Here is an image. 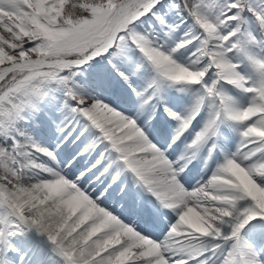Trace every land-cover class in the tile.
Segmentation results:
<instances>
[{
  "label": "snow or ice",
  "instance_id": "1",
  "mask_svg": "<svg viewBox=\"0 0 264 264\" xmlns=\"http://www.w3.org/2000/svg\"><path fill=\"white\" fill-rule=\"evenodd\" d=\"M0 264H264V0H0Z\"/></svg>",
  "mask_w": 264,
  "mask_h": 264
}]
</instances>
